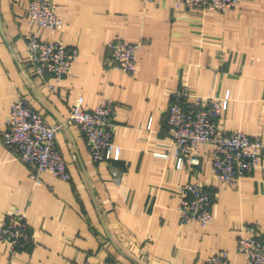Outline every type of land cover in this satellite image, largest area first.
<instances>
[{
  "label": "crops",
  "instance_id": "1",
  "mask_svg": "<svg viewBox=\"0 0 264 264\" xmlns=\"http://www.w3.org/2000/svg\"><path fill=\"white\" fill-rule=\"evenodd\" d=\"M27 1L0 0V216L18 209L36 236L12 254L0 242V264L109 257L120 264H204L218 249L243 264L235 251L243 226L254 225L264 239V0H237L222 12L173 0H53L62 22L55 32L28 25ZM34 31L77 49L70 75L56 88L51 76L26 71L24 41ZM114 39L140 43L134 73L105 68ZM181 83L193 95L226 98L220 127L262 142L259 165L235 185L218 186L207 144L196 151L197 165L175 167L162 114ZM17 92L48 123L63 122L78 95L82 109L111 98L118 159L92 162L77 126L65 123L55 139L69 179L43 172L33 183L29 167L1 143ZM187 181L212 195L206 225L179 224L177 189Z\"/></svg>",
  "mask_w": 264,
  "mask_h": 264
},
{
  "label": "built area",
  "instance_id": "2",
  "mask_svg": "<svg viewBox=\"0 0 264 264\" xmlns=\"http://www.w3.org/2000/svg\"><path fill=\"white\" fill-rule=\"evenodd\" d=\"M144 3L153 0H141ZM186 9H211L216 12L231 10L237 0H173ZM27 23L39 29L55 32L61 27L53 0H28ZM139 42L114 39L107 42L108 58L105 68L132 74L135 72V55ZM26 71L44 79L51 76L56 88L61 80L70 75L71 63L77 49L52 37L41 40L37 32L30 33L24 41ZM24 71V72H26ZM26 75V73H25ZM171 101L163 110V125L166 134L175 144V167L199 163L196 151L207 144L209 163L213 176L221 188L235 185L242 176L248 175L259 165L263 144L257 137L242 131L225 132L219 125L221 112L227 99L212 94L193 95L185 83L179 84L171 93ZM82 96L70 102L63 122L48 123L41 113L29 105L25 96L17 92L9 105L5 130L1 143L14 158L29 167V178L41 183V173L46 172L68 180L70 175L66 162L57 149L55 135L65 123L77 126L84 141L87 155L96 164L117 160L120 148L113 140L115 102L103 98L93 109H82ZM164 157L165 154H158ZM212 195L197 182L187 181L177 189L176 211L179 224L197 223L206 225L213 219ZM35 234L25 222L18 209L0 216V242L7 246L9 254L35 241ZM235 251L242 256L243 264H264V239L252 224H245L236 238ZM76 264H120L112 258L100 262L82 260ZM204 264H234L228 251L218 249L204 259Z\"/></svg>",
  "mask_w": 264,
  "mask_h": 264
},
{
  "label": "water",
  "instance_id": "3",
  "mask_svg": "<svg viewBox=\"0 0 264 264\" xmlns=\"http://www.w3.org/2000/svg\"><path fill=\"white\" fill-rule=\"evenodd\" d=\"M0 30H1V23H0Z\"/></svg>",
  "mask_w": 264,
  "mask_h": 264
}]
</instances>
